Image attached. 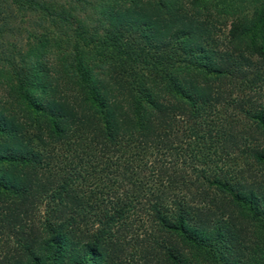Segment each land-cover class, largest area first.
I'll return each mask as SVG.
<instances>
[{"label":"trees","instance_id":"1","mask_svg":"<svg viewBox=\"0 0 264 264\" xmlns=\"http://www.w3.org/2000/svg\"><path fill=\"white\" fill-rule=\"evenodd\" d=\"M186 1L196 15L205 3L114 1L100 34L74 28L51 80L13 67L12 108L0 99V264H125L130 236L142 264H264V105L235 104L250 130L240 159L232 127L215 124L252 62L209 46ZM256 1L229 42L264 60ZM97 150L112 177L87 191L77 166Z\"/></svg>","mask_w":264,"mask_h":264},{"label":"rangeland","instance_id":"2","mask_svg":"<svg viewBox=\"0 0 264 264\" xmlns=\"http://www.w3.org/2000/svg\"><path fill=\"white\" fill-rule=\"evenodd\" d=\"M37 1L41 2L53 15L46 16L26 8L21 9L18 3L13 0H0V99L10 108L12 106H10L8 86L15 81L12 75L14 66L17 69L27 71L34 68L36 73L42 70L49 80L55 78L57 69L59 70L61 63L68 60V56L72 52L75 44L74 28H83L88 35H94L97 32L100 34V24L106 8L112 5L114 1L119 0ZM186 2L183 4L184 8L187 11L191 10L196 19L202 22L206 30V38L210 43L209 46L223 52L228 57L230 56L231 59H237L240 53H243L252 62L245 64L244 67L247 71L244 76L237 79L238 87L229 90L224 96V114L229 120L226 122L224 120L215 121L216 126L222 127L220 125H223L228 129L232 127L233 132L238 137V149H236L235 155L240 159L239 150L245 147L244 138L247 137L246 134L250 130L242 119V112L235 104L240 103L244 107H249L250 104L254 106L264 105V78L252 81L254 74L264 71V60L251 55L243 48L237 50L229 42V31L237 18L251 17L260 2L256 0H205L202 5L199 4L198 15L194 12L195 8L188 1ZM60 17L67 18L68 22L60 20ZM85 53L86 61L91 66H97L96 62L93 63V51L87 49ZM62 77L60 76V78ZM16 111L21 114L20 110L17 109ZM98 150L97 152L102 158L98 156L95 161L89 159V161L77 166L79 171L88 178L85 182L80 180L82 188L87 191L95 190V184L99 177L102 179L112 177V165L106 163L105 156ZM63 152V150L57 152L59 154H56V157ZM59 161L55 160V163ZM179 162L181 161L179 160ZM61 164L64 165L65 163L55 165L64 167ZM182 171L188 173L187 169ZM136 243L132 236L126 239L123 255L125 264H135L133 261H136L137 264L144 262L136 251L138 248ZM3 253V250L0 249V259Z\"/></svg>","mask_w":264,"mask_h":264}]
</instances>
